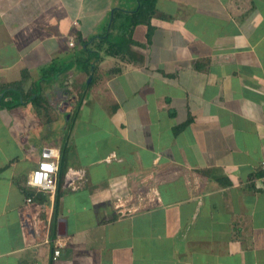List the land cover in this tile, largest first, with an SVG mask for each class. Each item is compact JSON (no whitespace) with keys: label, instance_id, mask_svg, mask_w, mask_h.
<instances>
[{"label":"crops","instance_id":"1","mask_svg":"<svg viewBox=\"0 0 264 264\" xmlns=\"http://www.w3.org/2000/svg\"><path fill=\"white\" fill-rule=\"evenodd\" d=\"M154 3L0 0V264H264V0Z\"/></svg>","mask_w":264,"mask_h":264},{"label":"built area","instance_id":"2","mask_svg":"<svg viewBox=\"0 0 264 264\" xmlns=\"http://www.w3.org/2000/svg\"><path fill=\"white\" fill-rule=\"evenodd\" d=\"M59 151L53 144H45L41 149V157L38 161V165L32 170L29 177H27V184L31 187H35L40 191L48 192L51 195L55 193L57 189V174L59 170ZM261 171L263 173L262 181L264 183V159L260 164ZM26 201L33 202L32 197H27ZM61 253V248L54 249L53 259H57Z\"/></svg>","mask_w":264,"mask_h":264},{"label":"trees","instance_id":"3","mask_svg":"<svg viewBox=\"0 0 264 264\" xmlns=\"http://www.w3.org/2000/svg\"><path fill=\"white\" fill-rule=\"evenodd\" d=\"M139 1H140V5L136 10L127 11L126 18L130 20V23L128 22L130 25L141 21H145L149 23L151 14L154 12L155 0H139ZM120 16H122L121 9H115L110 23L111 26L114 25L113 23H115L118 20V17L120 18ZM123 48L124 47L121 45L120 41L112 42L109 47V52L110 54H118V52L120 53L123 51ZM19 92L20 91H18L15 88H10V87L4 88L2 90V93L0 94V105L2 104L8 107H13L19 104L20 103Z\"/></svg>","mask_w":264,"mask_h":264}]
</instances>
